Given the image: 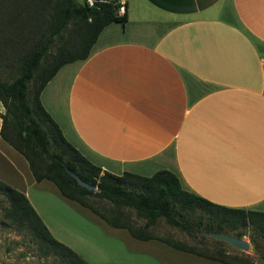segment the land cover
Listing matches in <instances>:
<instances>
[{"label": "crops", "instance_id": "crops-1", "mask_svg": "<svg viewBox=\"0 0 264 264\" xmlns=\"http://www.w3.org/2000/svg\"><path fill=\"white\" fill-rule=\"evenodd\" d=\"M123 1L127 21L109 23L88 57L57 71L40 95L45 109L104 170L151 176L169 169L212 202L264 212V0ZM0 179L25 193L52 234L90 262L76 222L56 213L63 200L86 207L53 181L35 180L1 135ZM90 212L118 230L127 253L164 248Z\"/></svg>", "mask_w": 264, "mask_h": 264}, {"label": "trees", "instance_id": "trees-1", "mask_svg": "<svg viewBox=\"0 0 264 264\" xmlns=\"http://www.w3.org/2000/svg\"><path fill=\"white\" fill-rule=\"evenodd\" d=\"M119 6L120 0H93L92 4L88 0H0V64L17 63L15 76L0 78V100L5 107L0 112V135L25 157L35 180L53 181L63 196L109 225L125 228L137 239H158L174 249L222 264H247V258L230 257L221 251L209 253L159 237L153 227L163 217L191 236L200 233L206 238L203 230L224 233L228 229L240 238L248 234L255 242L257 236L264 237L263 211L212 202L186 190L169 169L157 170L151 176L104 170L67 140L41 102L43 88L63 65L88 57L109 23L127 21L126 12L118 13ZM68 170L97 185V190L82 186ZM0 195L6 199L4 220L30 234L42 255H54L61 264H91L52 234L25 193L0 179ZM97 200L111 208L98 207ZM132 210L145 219L142 225L131 221Z\"/></svg>", "mask_w": 264, "mask_h": 264}, {"label": "rangeland", "instance_id": "rangeland-1", "mask_svg": "<svg viewBox=\"0 0 264 264\" xmlns=\"http://www.w3.org/2000/svg\"><path fill=\"white\" fill-rule=\"evenodd\" d=\"M79 2L83 3L84 0H79ZM3 11H6V9H3ZM53 50H55V47H53ZM1 65L0 78L10 79L12 74H14L13 76L16 75L14 72L17 69L16 61ZM63 201L67 204H58L59 208L56 213L60 215L59 219L65 223L76 222V231L78 234L84 235L81 236V243L89 250L91 257H87V259L92 264H137L143 262L146 264L147 262L148 264H222L196 254L175 250L158 239L155 240L157 241L155 243L159 242L164 245V248H156L158 254L154 253L153 249L144 251L135 247H133L135 251L130 250L127 253L120 245L119 236L116 234L118 230L112 227L107 228L97 222V219L92 216L93 214H91L89 209L80 208L66 200ZM5 204V197L0 195V264H61L54 255H42L30 234L17 230L7 220H4L3 206ZM95 204L102 209H105L104 207L111 208L108 203L99 200ZM130 219L136 225H142L145 222L144 218L137 217L134 210L130 211ZM73 230H75V227ZM153 232L159 237L178 240L205 252L216 253L221 251L230 257L247 258V264H264V237L257 236L256 241L252 242L248 234L244 235L243 238L249 241L250 247L248 250H242L227 242H218L216 238L204 233L202 234L206 238L202 237L200 233L196 236H191L187 231L168 224L163 217L157 221L153 227ZM227 232L233 235L235 231L229 233V230L225 229L224 233ZM84 239L86 242H84ZM136 244L133 242V245ZM144 248H146L145 245ZM163 258H165L166 262Z\"/></svg>", "mask_w": 264, "mask_h": 264}, {"label": "water", "instance_id": "water-1", "mask_svg": "<svg viewBox=\"0 0 264 264\" xmlns=\"http://www.w3.org/2000/svg\"><path fill=\"white\" fill-rule=\"evenodd\" d=\"M68 171L85 188L90 189V190H97V185L88 183L87 181L82 179L79 175L74 173L72 170H68ZM203 233L205 235L211 236V237L216 238L218 240H222L224 242H227L230 245H232L238 249L248 250L250 247L249 241L243 237L240 238V237L228 234V233H223V232H218V231H209V230H203Z\"/></svg>", "mask_w": 264, "mask_h": 264}, {"label": "built area", "instance_id": "built-area-1", "mask_svg": "<svg viewBox=\"0 0 264 264\" xmlns=\"http://www.w3.org/2000/svg\"><path fill=\"white\" fill-rule=\"evenodd\" d=\"M89 2H90L91 4L93 3L92 0H89ZM125 11H126L125 1L120 0V6H119V9H118V13H119V14H124Z\"/></svg>", "mask_w": 264, "mask_h": 264}]
</instances>
